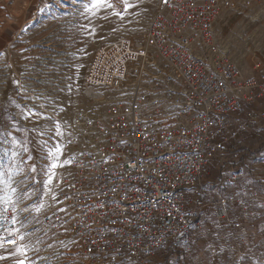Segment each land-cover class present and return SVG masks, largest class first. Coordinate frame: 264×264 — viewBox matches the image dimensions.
<instances>
[{"label":"built area","instance_id":"1","mask_svg":"<svg viewBox=\"0 0 264 264\" xmlns=\"http://www.w3.org/2000/svg\"><path fill=\"white\" fill-rule=\"evenodd\" d=\"M240 6L253 2L161 0L139 36L99 47L84 86L120 91L122 97L101 113L75 114L62 140L57 194L44 196L37 212L22 194L0 214V235L16 240L7 249L21 244V219L35 222L61 247L78 248L93 264L190 246L203 227L197 201L187 192H214L207 180L210 164L225 151L230 122L263 117L247 105L264 96V57L252 66L256 75H246L215 30L219 16ZM3 147L20 152L10 136ZM231 182L223 184L226 190ZM218 204L244 206L246 200L220 194ZM243 214L249 215L245 208ZM5 229L18 231L8 236Z\"/></svg>","mask_w":264,"mask_h":264},{"label":"rangeland","instance_id":"2","mask_svg":"<svg viewBox=\"0 0 264 264\" xmlns=\"http://www.w3.org/2000/svg\"><path fill=\"white\" fill-rule=\"evenodd\" d=\"M160 1L127 0L134 7L121 18L115 12H123V0L115 9H101L96 15L83 11L88 0H51V7L43 12L38 9L44 0H0V129L9 124H13L10 129H16L17 123L26 128L20 138L15 132L8 133L21 152L11 150L8 157L11 182H15L16 189L20 187L21 195L29 193L25 198L32 206L38 207L44 196L54 197L61 187L63 172L59 166L50 168L49 152H56L58 146L57 162H64L62 140L75 114L91 109L101 113L112 100L122 97L120 91L84 86L96 51L120 36H139L148 28ZM260 12L252 6H240L219 16L215 23L219 42L245 74L264 52V11ZM253 108L263 117L242 119L243 124L228 129L225 151L210 164L207 180L214 192H187L191 200L197 201L196 219L203 227L201 233L192 235L190 246H170L137 261L110 264H264V191L238 176L243 172V160L252 159L257 148L264 146L260 143L251 151V147L242 145L243 139L249 140L242 136L244 126L264 124V110ZM57 125L62 135H56ZM255 140L264 141V136ZM50 172L55 176L45 186ZM234 175L236 179L232 180ZM227 181H232L230 190L223 186ZM220 194H236L239 200H246V205L222 206L218 204ZM244 208L248 216L243 214ZM243 229L256 236L253 240L257 245L246 248ZM19 232L23 239L17 247L25 254L11 255L12 248H0V256L5 257L0 264H18L20 260L24 264H93L78 248H63L51 234L40 233L35 222L26 224L21 219Z\"/></svg>","mask_w":264,"mask_h":264},{"label":"crops","instance_id":"3","mask_svg":"<svg viewBox=\"0 0 264 264\" xmlns=\"http://www.w3.org/2000/svg\"><path fill=\"white\" fill-rule=\"evenodd\" d=\"M252 2H253L252 7L254 10H259L261 12L264 11V0H252ZM216 23H217V21H216ZM215 30H216V33H218L216 26H215ZM262 57H264V52H262L261 56L258 57L257 59H260ZM252 73L256 75V73L253 71V69L250 68L249 73L246 75H250ZM255 106H260L264 110V96L262 98H260L259 100H257L255 103L247 105L248 108H253ZM241 124H243L242 121H241ZM12 125L13 124H11V125L9 124V126H7L5 129H0V173L3 174V175H0V197L8 196V197H10V201H19L21 199V194H20L21 190H20V187L17 186L16 192L15 193L12 192V188H15V186H14L15 182H11L12 180H11V171H10V165H9V157H8L7 150L3 147V141L8 137L9 132H13V133L15 132L17 134V137L20 138L22 136V134L26 131V128L23 125L17 123L15 125L16 129H10L9 127H11ZM238 125L240 126L239 122L232 121L229 123L228 129L231 130L232 127L235 128ZM246 126H247V124H246ZM244 129H245V131H243L242 136H244V137L246 136L247 138L249 137V140L243 139L242 145L247 146V148L251 147L250 148L251 151L256 150V148L260 145V143L264 142L262 140L261 142L254 143V142H256L255 138H257V136H264V124H258V125H254V126L249 125L246 128L244 126ZM235 135H236V133L234 134V136ZM250 136H251V140H250ZM252 139H254V140H252ZM257 149H258V151L256 152L254 158H252V159L245 158L243 160V166H242L243 172L241 174H239L238 176H243L245 178V182H247V183L249 182L250 185L251 184H257V186L260 187L261 189H263V191H264V146H262L261 148H257ZM5 181H7L8 183H4ZM262 200H263L262 204H264V198ZM0 202H2V201H0ZM262 212H264V211H262ZM242 233L244 234V236L242 237V239H243L242 243L246 244V248H252L254 246V244L257 245L256 243H254V240L256 237L255 235L253 236L250 231L247 232L244 229L242 230ZM260 243H262V242L259 241L258 244H260ZM248 245H250V246H248ZM242 247H243V244H242ZM233 249H235V248L233 247Z\"/></svg>","mask_w":264,"mask_h":264},{"label":"snow or ice","instance_id":"4","mask_svg":"<svg viewBox=\"0 0 264 264\" xmlns=\"http://www.w3.org/2000/svg\"><path fill=\"white\" fill-rule=\"evenodd\" d=\"M118 3H119V0H117V3L110 2V0H88V2L85 3V5H84L83 11L90 13L92 15H96V12L100 11L101 9H109V8L115 9V7L117 6ZM123 3H124L123 12H120V11L115 12V15L120 16L121 18H123V14H124V12L127 11L128 8L134 7V5L128 4L127 0H123ZM164 3H168V0H164ZM50 7H51V0H44V2L42 3L41 7L38 10L43 12V11L49 9ZM56 135L57 136L62 135L58 125H57ZM59 152H60V149L58 146L56 147V152H51V151L49 152V157L52 160V163L50 165L51 169H55L58 166H60L57 162L59 159L57 153H59ZM12 155H13V157H15L16 153L13 152ZM31 172H33V173L36 172L35 167H32ZM0 175H3V174L0 173ZM54 176H55V173L50 172L48 179L45 182V186L52 183ZM32 179L34 180L35 177H32ZM4 183H8V182L5 181ZM12 192L15 193L16 188H12ZM23 195L28 196L29 193L25 192V193H23ZM0 201H2L4 204L3 208L0 209V214L6 215V213L8 211L7 204L10 202V197H8V196L0 197ZM39 210H40V208L37 207L36 211H39ZM61 211H63V209H61ZM12 223L15 224L16 220L13 219ZM5 231L7 232L8 236H12V235H14V232L18 231V230L8 231L7 229H5ZM19 239L22 240L23 236H20ZM7 244L15 245L16 240L15 239H7V237L0 235V248H4L6 251H8V249L6 247ZM17 252L21 253L22 255L25 254L24 250L20 247H13L10 250L11 255H15ZM4 258L5 257L0 256V259H4ZM18 264H24V260L18 261ZM33 264H35V262H33Z\"/></svg>","mask_w":264,"mask_h":264},{"label":"trees","instance_id":"5","mask_svg":"<svg viewBox=\"0 0 264 264\" xmlns=\"http://www.w3.org/2000/svg\"><path fill=\"white\" fill-rule=\"evenodd\" d=\"M255 156L253 155L252 158H254ZM236 166H239V165H236Z\"/></svg>","mask_w":264,"mask_h":264}]
</instances>
